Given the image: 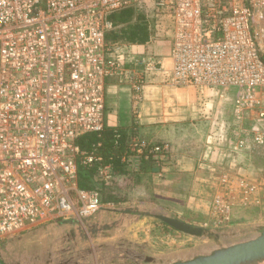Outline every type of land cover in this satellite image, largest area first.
<instances>
[{"label":"built area","instance_id":"2783aa9c","mask_svg":"<svg viewBox=\"0 0 264 264\" xmlns=\"http://www.w3.org/2000/svg\"><path fill=\"white\" fill-rule=\"evenodd\" d=\"M138 5L170 23L162 61L141 53L126 63V47L105 43L110 16ZM157 73L175 87L233 90L229 151L264 147V0H0V247L38 225L95 217L104 205L79 188L80 169L109 185L113 159L133 168L156 157L162 174L166 145L134 139L105 152L101 136L106 81L127 82L139 119L147 77ZM88 134L100 140L82 150L77 140ZM217 182L213 223L229 224L234 207L264 194V182L229 169Z\"/></svg>","mask_w":264,"mask_h":264},{"label":"crops","instance_id":"0c3cea01","mask_svg":"<svg viewBox=\"0 0 264 264\" xmlns=\"http://www.w3.org/2000/svg\"><path fill=\"white\" fill-rule=\"evenodd\" d=\"M141 53L130 49L125 58H121L130 63ZM159 54L166 59L170 50ZM157 75L159 73L147 77L139 119L131 112L132 92L127 82L122 78L106 81L104 126L120 136L121 132L129 134V143L140 139L150 145H166L169 162L161 175L162 168L156 173L149 163L133 168L126 166L118 175L116 202L104 204L95 217L79 222L91 236L100 264L103 260L107 264H115V261L116 264L119 261L121 264H146L147 259L151 260L147 264H164L192 258L214 245L208 238L181 234L158 220L154 228L145 231L141 240L134 235L131 241L129 225L144 219L156 220L153 215L196 226L209 224L207 228L212 232L218 230L221 243L251 237L264 225V194L261 193H258L259 202L234 207L229 224L213 223L211 203L218 191V177L214 172L220 156L207 154L208 139L216 124L204 116L212 115L214 110L210 104L196 102L194 93L188 88L175 91L173 100L167 91L158 92L168 98L153 102L151 98L156 93L148 85L161 79ZM213 108L217 110L216 105ZM201 128L204 130L199 132ZM226 148L228 151V139ZM242 158L248 161L249 155L242 154Z\"/></svg>","mask_w":264,"mask_h":264},{"label":"rangeland","instance_id":"374dc122","mask_svg":"<svg viewBox=\"0 0 264 264\" xmlns=\"http://www.w3.org/2000/svg\"><path fill=\"white\" fill-rule=\"evenodd\" d=\"M139 12H143L146 15L150 10L143 5H138L111 15L112 29L109 32L133 26L136 23V16ZM153 18V22H150L153 27V38L147 43L132 46L114 44L111 48L119 50L126 47L128 50L131 49V51H142L154 60L162 61L164 58L159 53L161 51L168 52L171 48L170 23L166 18L162 19L156 16ZM156 50L158 51L156 52ZM163 64L166 66L168 62L164 60ZM157 76H161V79L159 78L155 83H149L148 85L152 86V90H155L156 93L151 98L153 102H160L161 98L164 100L168 98L158 95V92L164 91L165 93L167 91L169 98L173 100L175 91L188 88L194 93L196 102L212 106L214 111L211 113L213 114L204 116L209 120L213 119L214 124H216L208 139L206 151L207 154L212 153L215 156H220V163L218 165L215 163L218 169H221L215 170L214 173L217 177L221 171L229 169L253 182H264V147L250 148L240 155L227 151L228 129L232 116L233 90L210 91L198 90L193 87H175L170 84L168 75L159 73ZM214 105H216L217 110L213 108ZM201 114L204 115L203 113ZM203 130V128L201 130L198 129L199 132ZM242 154L249 155V160L245 161L242 158ZM232 164L234 165L233 167H231ZM143 221L129 225L128 230L131 237H133L131 241L134 239V235L135 239L139 238L141 240V237L147 233L145 231L149 228H154V223L157 222V220L151 219H144ZM5 243L1 257L6 264H100V256L97 255L96 246L93 245L94 242L91 236L86 233V229L71 224L38 225L7 239ZM102 264L107 263L103 260ZM119 264H121L120 261Z\"/></svg>","mask_w":264,"mask_h":264},{"label":"trees","instance_id":"16d2710c","mask_svg":"<svg viewBox=\"0 0 264 264\" xmlns=\"http://www.w3.org/2000/svg\"><path fill=\"white\" fill-rule=\"evenodd\" d=\"M155 16L152 11L148 14L144 15L143 12H139L137 14L136 23L133 26H129L123 28L121 30L115 32H109L105 36V43L107 46L112 45H123V46H132L135 44H144L151 40L153 37V27L152 20ZM150 24V25H149ZM115 134L113 129H109L104 127V131L102 133V137L104 138V148L105 152H114V153H121L128 148L129 142L127 141L129 138V134H124L121 132L119 146L116 148L113 143L111 142L112 135ZM97 135L95 134H88L81 137L77 140V145L82 150H89L91 145L98 142ZM116 149V150H115ZM117 151V152H116ZM149 163L153 166L154 171L159 173L160 171V159L153 157L148 160H140L139 165ZM128 167V166H127ZM126 165L123 164L118 159H113V169H114V181L110 185H104L100 183L94 174V171L91 169H80L78 173V186L80 189L85 191H97L100 197L101 203L108 204V203H115L116 202V193L115 189L118 183V175L122 173Z\"/></svg>","mask_w":264,"mask_h":264},{"label":"water","instance_id":"95a60500","mask_svg":"<svg viewBox=\"0 0 264 264\" xmlns=\"http://www.w3.org/2000/svg\"><path fill=\"white\" fill-rule=\"evenodd\" d=\"M153 217L181 234L194 238L205 237L214 241V245L211 248L199 255L164 264H264V225H261L251 237L221 243L218 242L221 237L217 234L218 230L212 232L210 228L188 224L160 214L153 215ZM58 224H71L82 228L78 221H61L51 225ZM5 244L3 243L0 247V264H6L1 257ZM149 262H151L149 259L145 261L146 264Z\"/></svg>","mask_w":264,"mask_h":264},{"label":"bare ground","instance_id":"6f19581e","mask_svg":"<svg viewBox=\"0 0 264 264\" xmlns=\"http://www.w3.org/2000/svg\"><path fill=\"white\" fill-rule=\"evenodd\" d=\"M37 255V254H36ZM38 257V256H37ZM40 258H41V256H40ZM39 262H40V260H39ZM42 262V261H41ZM35 263V262H34Z\"/></svg>","mask_w":264,"mask_h":264}]
</instances>
